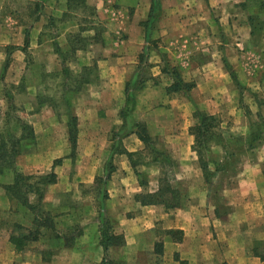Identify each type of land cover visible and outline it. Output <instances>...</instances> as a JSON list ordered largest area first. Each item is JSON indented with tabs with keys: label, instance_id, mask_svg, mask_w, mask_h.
Wrapping results in <instances>:
<instances>
[{
	"label": "crops",
	"instance_id": "crops-1",
	"mask_svg": "<svg viewBox=\"0 0 264 264\" xmlns=\"http://www.w3.org/2000/svg\"><path fill=\"white\" fill-rule=\"evenodd\" d=\"M15 1L0 0V3L6 2L7 6L6 25H16L13 27L16 32L11 35L16 33L18 37L15 42L14 36L8 35L5 47L15 44L22 48L27 36L29 41H36V51L48 56L49 63H57L58 53L54 48L57 37L48 27L47 18L75 14V17L58 22L65 25L66 33L82 32L80 14L74 10L76 2L93 9L95 21H102L105 15L109 25L120 23L131 29L129 37L125 36L126 39L120 45L116 44L118 47L113 45L110 38L106 40L110 44L106 45L102 59L98 60L105 80L98 83L86 81L84 90L76 95L79 140L83 144V137H90L87 150L93 156L92 162L97 154L102 155L103 161L109 155L108 146L101 137L109 136L112 127L122 124L120 111L125 102L127 73L139 62L144 48L151 46L152 39L158 38L163 42L160 47L164 46L168 57L158 53V48L149 49V57L151 53L154 54L152 60L154 58L155 63L151 69H157L152 75L160 76V82H152L150 87L147 81L137 95L136 105L142 103L145 97L146 102L151 103L155 89L164 95L165 87L172 82L169 75L162 73L160 63L164 57L179 68L184 80L195 81L196 86L190 92L194 102L212 114L218 113V109H211L212 105L218 107L228 101L227 93L223 91L224 85L228 89L232 83L227 66L231 67L236 77L239 76L242 83L252 86L257 84V87L264 88V50L261 48L264 40L256 47L255 17L251 11L248 12L251 7L247 0H158L154 13L153 0H33L46 11H40V15H36L33 20L29 11L22 13V19L14 18V9L19 7ZM21 1L28 4L25 9L32 3V0ZM111 2L117 4V9ZM106 12H111L112 19L117 22L111 20ZM150 15L156 29L153 30L152 26L148 40L145 26ZM231 44L244 48L236 53L237 57L235 53L230 54L233 51ZM249 47H256L260 54L255 56L252 54L253 49L248 50ZM224 49L229 50L230 61L223 59ZM77 50L80 57L89 53L88 50ZM257 62L263 67L258 73ZM259 73L262 74L261 82L256 81ZM169 102L173 107L179 103L188 109L190 106L188 97L178 100L172 97ZM192 105L195 107L194 103ZM38 114H41L44 124L55 121L54 113L49 108ZM189 116H192V109ZM65 124L59 126L64 135ZM190 125L191 122L172 134L176 139L169 151L182 172L188 164L187 160H192L198 193L185 194L179 188L182 203L172 208L164 203L142 204L139 195L159 189L162 176L160 174L155 179L151 174L146 179L148 183L144 184L128 155H119L116 169L107 181L109 197L104 204L113 225V233L122 236L123 241L111 245L107 251L101 244L99 210L80 211L74 207L59 209L62 205L57 204L52 212L54 226L41 228L37 240L28 241L23 248L18 249L10 237L19 236L22 232L4 223L21 224L33 230L36 225L34 215L18 200L10 198L3 189V185L12 183L15 176L13 169L4 171L0 174V264H102L104 257L108 260L109 253L113 254L117 263L122 264H264V144L252 149L256 153L247 157L236 182L230 183L233 185L224 191L228 207L225 213H220L219 206L209 207L207 181L202 177L201 168L192 152L194 137L190 133ZM40 128L50 132L56 129ZM135 134H130L128 139L135 140ZM99 143H102V148ZM125 145L130 152L137 150V145L131 148L127 140ZM26 146H23L16 159L20 171L32 174L53 168L52 162L48 165L39 164L41 149ZM89 168L94 169V164L91 163ZM153 168L154 173H157L158 167ZM60 169L56 168L58 182L49 186L44 201L49 202L54 198L56 202L58 194L68 190L70 185L73 187L70 178L62 174ZM95 175L89 181L91 185L94 184ZM31 198L36 199L35 196ZM80 217L84 219L77 226L75 223H79ZM158 249L162 252L159 253Z\"/></svg>",
	"mask_w": 264,
	"mask_h": 264
},
{
	"label": "rangeland",
	"instance_id": "rangeland-1",
	"mask_svg": "<svg viewBox=\"0 0 264 264\" xmlns=\"http://www.w3.org/2000/svg\"><path fill=\"white\" fill-rule=\"evenodd\" d=\"M15 2V4L19 6L14 9L15 19H22L21 15L22 13L24 14V11L31 12V20H33L36 15L39 16L40 11L46 13V11L40 8V5L37 4L36 1L32 0L28 9H25L28 5L27 3H22L21 0L19 1L20 3H17V0ZM247 2L250 3L249 6L251 7L248 12L251 11L255 17L254 21L257 33L254 43L258 44L256 47H259L264 40V0H247ZM110 4L117 9V4L115 5L114 2ZM6 7V2L0 3V133L11 130L17 133V136H20L23 131L22 126H28L29 130L26 128L24 133L28 135L30 129H32L34 135H31L19 144L21 152L24 145L25 147L28 145L32 148L36 146L42 151L39 154V164L48 165L51 162L53 163L52 169L50 167L46 172L32 174L44 175L54 171L57 177L56 182H58L59 174L56 168L61 167L60 170L62 174L68 176L72 181L73 187L68 185V190L66 189L61 194H58L60 198L58 197L56 202L54 198L49 202L44 201L49 186L54 183L47 184L45 187L46 190L41 202V207L43 210L50 213V216L53 217V221L54 216L52 212L55 208V204L62 205L59 209L74 207V209L80 211H98V191L100 185L97 184V180L104 174L105 165L110 156V148L113 144L112 137L114 133L117 134L120 131L121 125L112 127L109 136L101 137V140L103 142L105 141V145L108 146L109 150V155L104 159L105 161H103L102 155L97 154L98 156L95 157L92 162L93 156L90 151L87 150V141L90 137L85 135L82 139L83 144L79 140V119L76 113V95L79 91L84 90L86 81L98 83L105 80V77H103L104 74L98 66V60L102 59L104 48L107 44H110L106 43V40L110 38V41L114 43L113 45L118 47L117 45H120L122 40L129 37L131 29H129V26L126 28V26L120 25V23L112 22L113 24L109 25V21L105 15H103L102 21L100 19L95 21L93 16L95 13L94 10L82 6L80 2H76L74 10L78 11L80 14L79 18L82 20V32L66 33L65 25L62 26L63 23L58 22L59 20L63 21L64 19H69L71 16L75 17V14L65 15L63 17L51 16L47 18L48 27L57 37L54 41V48L56 53H58L57 63H49L48 56L40 55V53L36 51V41L30 40V46L25 51L21 50V47L15 44H10L5 47L4 44L7 42L8 35L12 36L11 34L16 32L13 30V27L16 25H6ZM111 12L114 13L113 10ZM111 12L106 13L109 14L111 20H113ZM95 15L98 18V14L96 13ZM154 28L156 29V25H153V30ZM13 36L15 42H17L18 37L16 33ZM162 43L163 42L158 38L152 39L149 48H158V53H163L167 56L164 46L160 47ZM231 47L233 51H230V54L235 53V57H237L236 53H240L244 49L234 44H231ZM256 47L248 48V50L253 49L252 54H256L255 56L259 53ZM76 48L88 50L89 53L80 57ZM261 48L264 50V44ZM142 53L143 52H141L140 55ZM223 53V59L230 61L229 50L224 49ZM153 55L152 53L150 57L148 55V58L141 62V64L139 56V62L136 65L134 64L133 70L127 73L126 83L137 70L140 76L145 77L150 87L152 86V82H160L158 79L160 76L155 77L152 75L157 70L155 68L151 69V66L155 64L153 62L154 58L152 60ZM158 55L157 58L160 59ZM8 58L10 59L9 66L5 69V63ZM138 64L140 65L139 69H137ZM256 64V72H261L263 67L259 66L258 64L260 63L258 62ZM163 65L164 60L160 63L161 69ZM261 77L262 74L257 76L256 81L261 82ZM237 78H239V76L236 77V75L234 78L231 76L229 77L230 83H232L231 86H228V89H226L224 85L223 91L227 93L226 98L228 101H225V103L218 107H214L213 105L211 107V109H218V113L213 115L218 116L219 124L217 131L221 134L222 138L209 139L206 148L202 151L205 160L209 163V170L212 172L209 176V181H211V183L207 182L206 186L207 198L208 201H210L209 207L214 206L215 208L219 206L220 213H225L227 211L226 206L228 207V205L225 204L224 191L233 185L230 183L233 181V183L236 182V178L242 170L247 157L253 156L256 153V151H252V149L259 148L264 144V128L262 130L259 129V126L262 125L261 118L263 117L264 119V88L257 87V84L252 86L247 83H242L243 81L241 82L240 78L238 82ZM168 85L165 87L164 95H160V91L155 89L153 101L151 103L146 102L147 98L145 97L142 103L135 106L133 111L135 120L148 127L152 136V144L146 146L136 134L135 140L128 139L130 134L123 135L120 138L125 149H127L125 145L126 140L127 143L130 142L131 148L137 145V150L131 151L133 152V156L130 159L132 166L136 171H140H137V173H141L143 179H147L151 174L156 179L161 174L162 177L160 178L169 180V184L172 187L180 188L185 194H197L198 184L194 182L196 173L192 166V160H187L188 164L184 167L185 171L183 170L182 172L180 171L179 163L173 159L169 150L176 139L172 134H176V130H181L183 127H186L189 122H191L190 127L195 124L194 111L196 109L206 111L209 114L212 113L197 106L191 93L186 95L183 93L168 94L166 91ZM232 91L234 92L233 95L231 94ZM172 97H175V100L188 97L190 100L189 109L182 103L173 107L169 102L172 100ZM192 103H194L195 107H193ZM46 108H49L54 113L55 121L52 120L44 124L41 121V114L38 113ZM190 109H192L191 117L189 116ZM72 113L77 117V138L74 146L70 140L68 128L69 116ZM7 121L8 123H6ZM62 123H66L65 135L62 129L59 128ZM40 126H42V128L49 127L56 129L50 132L49 130L46 131L41 129ZM259 131L260 137L262 138L257 141L255 147L252 149L248 148L246 141L252 133L258 135ZM181 141L184 142L185 139L182 138ZM194 142L195 140L193 143ZM99 146L102 148V143H99ZM156 149L163 152L164 155H157ZM192 152L199 163V153L193 149ZM29 153L31 152L29 151ZM119 155L121 154H116L113 157V164L115 167ZM156 157L158 158L157 161L155 160ZM169 158L171 162H168ZM91 163L95 166L92 170L89 168ZM134 163L136 164L135 166ZM218 164L219 167H224V169L214 173L216 172V166H218ZM199 166L201 168L200 163ZM153 167H158L157 173H154ZM201 172L202 177L206 178L202 168ZM94 174H96L94 184L91 185L89 181L92 180ZM177 180H180V182ZM189 182L192 184H188ZM157 191L158 189L156 191H147L146 193H154ZM32 196H35L36 199H32ZM29 200L36 203L37 196L31 194ZM83 219L84 218L81 219L80 217L79 223H75V225L80 226L82 224L80 221ZM15 224L8 222L4 223V225H9L16 229L17 227ZM48 228L49 227H46V229ZM20 232H22L21 234L27 233L24 229H20ZM108 255V260L114 258L112 253ZM119 260L120 259H117V261ZM118 263L122 264L121 262Z\"/></svg>",
	"mask_w": 264,
	"mask_h": 264
},
{
	"label": "trees",
	"instance_id": "trees-1",
	"mask_svg": "<svg viewBox=\"0 0 264 264\" xmlns=\"http://www.w3.org/2000/svg\"><path fill=\"white\" fill-rule=\"evenodd\" d=\"M158 0H153L152 4V13L157 10ZM153 17L147 20L146 22V38L149 40V32L153 24L151 23ZM30 46L29 38L26 36L25 44L21 48L24 51ZM77 49V48H76ZM149 46H146L143 53L140 55V64L148 58ZM164 65L162 72L169 75L172 79V82L166 88L168 94L183 93L184 95L189 94L194 87L196 86L195 81H186L182 77L181 71L179 68L172 64L167 58H163ZM10 59L8 58L5 63V69L9 66ZM227 66V65H226ZM140 65L138 64L137 69ZM230 72V75L234 78L235 74L232 71L231 67L227 66ZM137 70L136 73L129 79L126 83L125 92V102L121 108L120 115L122 118V124L120 126V131L112 137V146L110 148V156L108 162L105 165L104 174L99 177L98 185L99 188V217H100V233H101V244L104 249L107 251L111 245H116L123 241V237L113 233V225L111 224L110 219L108 218L105 212L104 201L109 197V192L106 189L107 181L111 178L112 173L115 171L116 167L113 164V157L116 154H127L129 158L133 156V152L128 151L122 145V140L120 137L123 135H129L131 133H136L137 136L145 143L146 146L152 144V136L149 132L148 127L145 124H142L135 120L133 116V111L137 103V95L139 91L146 85L145 77L140 76ZM262 117V116H261ZM195 124L190 127V133L194 136L195 142L193 143V150H196L199 153V163L202 170L204 171L206 181H209V176L212 172L209 170V163L205 160L202 151L206 148V144L209 139L213 138H222L221 134L218 133V124L219 119L217 115L209 114L206 111L196 109L194 111ZM262 125L259 126V129L264 128V119L261 118ZM8 123V121L6 122ZM23 131L20 136H17V133L8 130L4 133H0V174L4 173L7 169H13L15 172L14 181L10 184L3 185V189L10 198L18 200L21 205L26 207L34 215V224L36 228L29 229L25 228L21 224H15L18 229H24L27 231L26 234H21L19 236L11 235L10 240L16 245L18 249L23 248L28 241L37 240L41 233V228L53 227L54 221L50 216V213L43 210L41 207V202L45 195V187L47 184L55 183L57 180L56 174L54 171L44 174V175H33L26 174L20 171L16 166V159L21 154V149L19 144L30 137L33 134V130L30 129L29 134H25L24 131L28 126H22ZM69 128V137L73 144H76L77 138V117L73 113L69 116L68 121ZM29 130V128H28ZM262 136V135H261ZM260 131L258 135L251 134L248 140L246 141L248 148L255 147L257 141H259ZM219 139V138H218ZM199 148V150H198ZM156 153L164 155L163 152L156 149ZM157 157L155 160L157 161ZM170 159V158H169ZM168 162H171V159ZM131 160V159H130ZM216 163L215 161H213ZM136 164L134 163V166ZM224 167L216 166V172L222 171ZM137 173V171H136ZM140 176L142 183L147 184L146 179L142 178L141 173H137ZM169 191V192H168ZM169 193V194H168ZM34 194L37 196V202L33 203L29 200V196ZM181 191L179 188H174L169 184V180L162 178L160 182V187L157 192L154 193H142L139 195V198L142 201V204H153V203H164L167 207H175L181 204ZM81 231V230H80ZM78 232L77 234H80ZM76 235V234H75ZM73 235L72 238L75 237ZM71 239V238H70ZM158 252L162 251L158 249ZM102 264H120L116 263L114 260H107L104 257Z\"/></svg>",
	"mask_w": 264,
	"mask_h": 264
}]
</instances>
